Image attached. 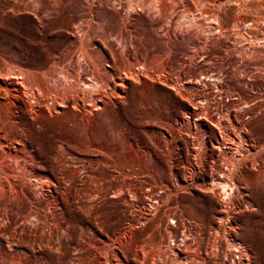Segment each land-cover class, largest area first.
I'll list each match as a JSON object with an SVG mask.
<instances>
[{
    "label": "rangeland",
    "instance_id": "rangeland-1",
    "mask_svg": "<svg viewBox=\"0 0 264 264\" xmlns=\"http://www.w3.org/2000/svg\"><path fill=\"white\" fill-rule=\"evenodd\" d=\"M0 210V264H264V0H0Z\"/></svg>",
    "mask_w": 264,
    "mask_h": 264
},
{
    "label": "bare ground",
    "instance_id": "bare-ground-1",
    "mask_svg": "<svg viewBox=\"0 0 264 264\" xmlns=\"http://www.w3.org/2000/svg\"><path fill=\"white\" fill-rule=\"evenodd\" d=\"M242 5V4H241ZM245 8H247V7H245ZM237 23H238V21H237ZM81 41V40H80ZM83 46V45H82ZM86 50V49H85ZM100 51V50H99ZM81 54V53H80ZM82 54H84V53H82ZM88 54V53H87ZM88 56V55H87ZM95 59V58H94ZM88 65V64H87ZM81 66V65H80ZM52 68V67H51ZM69 72V71H68ZM80 72V71H79ZM98 72V71H97ZM104 72H106V71H104ZM48 73V72H47ZM57 73V72H56ZM62 73V72H61ZM66 73V72H65ZM70 73V72H69ZM68 74V73H67ZM105 74V73H104ZM106 74H108L107 72H106ZM46 75V74H45ZM66 76V75H65ZM125 76V75H124ZM127 76V75H126ZM60 77V76H59ZM68 77V76H67ZM28 78V77H27ZM48 78V77H47ZM50 78V77H49ZM61 78H62V76H61ZM72 78V77H71ZM118 78V77H117ZM51 79V78H50ZM96 79V78H95ZM116 79V78H115ZM10 80V79H9ZM48 80V79H47ZM53 80V79H52ZM51 80V81H52ZM67 80H68V78H67ZM70 80V79H69ZM71 81V80H70ZM50 81L48 80V83H49ZM63 82H65V80L63 81ZM68 82V81H67ZM116 82V84H114ZM113 84H114V87L118 90V92H120V87H121V85L124 83V82H126V79H125V77H121V78H119V79H117V81H115ZM120 82V83H119ZM11 83V82H10ZM25 83V82H24ZM66 83V82H65ZM21 84V83H20ZM88 84V83H87ZM47 85V84H46ZM48 85H50V83L48 84ZM53 85V84H52ZM66 85V84H65ZM70 85H72V82H71V84ZM100 85H102V84H100ZM105 85H108V83L106 82L105 83ZM36 86V85H35ZM67 86V85H66ZM72 86H74V85H72ZM89 86V85H88ZM95 86H97V84L95 85ZM94 86V87H95ZM102 86H104V85H102ZM102 86H100L99 88H101ZM112 86V85H111ZM111 86L109 87V88H111ZM65 87V86H64ZM70 87V86H69ZM69 87H67V88H69ZM86 87H87V85H86ZM90 87V86H89ZM106 87V86H105ZM105 87H102V88H105ZM124 87H126V86H124ZM4 88V87H3ZM25 88V87H24ZM70 88H72V87H70ZM84 88V87H83ZM83 88H81V90L83 89ZM98 88V89H99ZM109 88H107V89H109ZM127 88V87H126ZM5 89H6V87H5ZM11 89V88H10ZM37 89V88H36ZM89 90H90V88H88ZM92 89V88H91ZM97 89V88H96ZM112 89V88H111ZM115 89V90H116ZM125 88H123V90H124ZM18 90L19 89H17V93H18ZM86 90V89H85ZM101 90V89H100ZM3 91V90H2ZM7 90H5V92H6ZM13 91V90H12ZM20 91V90H19ZM53 91V90H52ZM125 91V90H124ZM45 92V91H44ZM50 92V91H49ZM56 93H57V91H55ZM61 92V91H60ZM59 92V96L58 97H60V93ZM64 94H67L68 92H66V91H62ZM115 92V91H114ZM117 92V91H116ZM116 92H115V94H116ZM121 92H122V90H121ZM9 93V92H8ZM33 93V92H32ZM62 93V94H63ZM125 93V92H124ZM34 94V93H33ZM43 94H45V93H43ZM53 95H54V92L52 93ZM107 94V93H106ZM114 94V95H115ZM9 95V94H8ZM10 95H12V94H10ZM18 95V94H17ZM46 95V94H45ZM119 95V94H118ZM16 95L15 94H13V96H12V98H14ZM26 96V95H25ZM31 96V95H30ZM55 96H57V94L55 95ZM67 96V95H66ZM66 96H65V98H66ZM85 96V95H84ZM121 96V95H120ZM3 97H6L5 95L3 96ZM3 97H1V98H3ZM9 97V96H8ZM34 97H37V96H34ZM42 97V96H41ZM102 97V96H101ZM100 97V98H101ZM22 98V97H21ZM38 98V97H37ZM77 98V100H78V98L79 97H76ZM85 98V97H84ZM90 98V97H89ZM99 98V99H100ZM40 99V98H39ZM52 99V98H51ZM73 99V98H72ZM34 100H35V98H34ZM38 100V99H37ZM55 100V99H54ZM66 100V99H65ZM67 100H68V98H67ZM74 100V99H73ZM82 100H83V98H82ZM102 100V99H101ZM5 101V100H4ZM13 101H15V100H13ZM7 102V101H6ZM67 102V101H66ZM65 103V102H64ZM79 103V102H78ZM77 103V104H78ZM59 104V103H58ZM93 104V103H92ZM12 105H13V103H12ZM61 105V104H60ZM6 106V105H5ZM11 106V105H10ZM48 107V106H47ZM62 107V106H61ZM9 110V109H8ZM188 111V110H187ZM8 112V111H7ZM231 113V112H230ZM229 113V114H230ZM11 115H12V113H10ZM238 115V114H237ZM14 116V115H13ZM12 116V117H13ZM238 117V116H237ZM10 118L11 117H9V120H10ZM9 122V121H8ZM13 122V121H12ZM220 122V121H219ZM11 123V122H10ZM15 123V122H14ZM214 123H215V121H214ZM223 126V125H222ZM247 128V127H246ZM243 129H245V128H243ZM233 139V138H232ZM237 140V139H236ZM237 142V141H236ZM231 143V142H230ZM234 143V142H233ZM229 144V143H228ZM233 145V144H232ZM220 146H221V143H220ZM225 146H227V145H225ZM228 148H229V146H227ZM216 149V148H215ZM226 149V148H225ZM229 149H234L233 147L232 148H229ZM219 150H221V149H219ZM7 152V151H6ZM221 153H223V152H221ZM4 155V154H3ZM18 155V154H17ZM212 155V154H211ZM238 156V155H237ZM238 158V157H237ZM8 160V159H7ZM237 160V159H236ZM11 161V160H10ZM23 164V163H22ZM27 168V167H26ZM226 169V168H225ZM227 171H228V169H226ZM222 171H224L223 169H220L219 170V172L221 173ZM231 171V170H230ZM229 171V172H230ZM233 171V170H232ZM225 174H227L228 175V173H224V175ZM19 176V175H18ZM192 178H193V176H192ZM214 179V178H213ZM187 181V180H186ZM185 182V181H184ZM188 182V181H187ZM215 182V181H214ZM11 183V182H10ZM105 183V182H104ZM186 183V182H185ZM24 184V183H23ZM25 185V184H24ZM44 185V184H43ZM227 184H226V182L224 181V179H218V181H216L215 183H213V186H212V191L213 192H215V190H214V188H218L217 189V191H219V192H217L218 194H217V196H218V198L220 199V202H221V206H222V204H223V201L226 199V196H229L228 194V189H227ZM12 187V186H11ZM43 187V186H42ZM119 187V186H118ZM3 189V188H2ZM179 189H180V187H179ZM175 190V189H174ZM230 190V189H229ZM231 190H232V188H231ZM109 191V190H108ZM149 191V190H148ZM205 191V190H204ZM15 192V191H14ZM169 192V191H168ZM182 192V191H181ZM24 193V192H23ZM133 193V192H132ZM216 193V192H215ZM231 195V194H230ZM155 196V195H154ZM161 196V195H160ZM25 198H27V197H25ZM154 198V197H153ZM155 199H156V197H155ZM160 199V198H159ZM162 199V198H161ZM169 199V198H168ZM175 199V198H174ZM228 200H231V199H229V197L227 198ZM17 200H19V199H17ZM159 201V200H158ZM162 201V200H161ZM164 201V200H163ZM178 201V200H177ZM225 203H226V200L224 201ZM158 203V202H157ZM165 203V202H164ZM8 204V203H7ZM11 204V203H10ZM35 204V203H34ZM106 204V203H105ZM5 205V204H4ZM24 205V204H23ZM48 205V204H47ZM125 205V204H124ZM134 205V204H133ZM35 206V205H34ZM166 206V205H165ZM41 207V206H40ZM146 207V206H145ZM18 208V207H17ZM23 208V207H22ZM148 208V207H147ZM160 208V207H159ZM156 209V208H155ZM1 211V210H0ZM124 211V210H123ZM132 211V210H131ZM185 211V210H184ZM32 212V211H31ZM167 212V211H166ZM229 212V211H228ZM137 213V212H136ZM224 213V211H223V209L219 212V216L220 217H224L225 215L223 214ZM133 214V213H132ZM170 214V213H169ZM181 215H182V213H181ZM32 216V215H31ZM101 216V215H100ZM108 216V215H107ZM144 216H145V212H144ZM160 216V215H159ZM167 216V215H166ZM173 216V215H172ZM141 217V216H140ZM164 217V216H163ZM174 217V216H173ZM36 218V217H35ZM32 219H34V218H32ZM176 219V218H175ZM18 220V219H17ZM40 220V219H39ZM152 220V219H151ZM220 220H222V219H220ZM229 220V219H228ZM57 221V220H56ZM182 221V220H181ZM17 222V221H16ZM24 222V221H23ZM149 223V222H148ZM191 224V223H190ZM31 225V224H30ZM151 225V224H150ZM149 225V226H150ZM162 225V224H161ZM187 225V224H186ZM192 226V225H191ZM201 226V225H200ZM129 227V226H128ZM171 227V226H170ZM148 228H150V227H148ZM152 228V227H151ZM162 228V227H161ZM126 229V228H125ZM129 229V228H128ZM158 229V228H157ZM167 229H168V227H167ZM205 229V228H204ZM204 229H203V231H204ZM59 230V229H58ZM140 230V229H139ZM143 230V229H142ZM152 230V229H151ZM190 230V229H189ZM207 230V229H206ZM232 230V229H231ZM191 231V230H190ZM16 232V231H15ZM64 232V231H63ZM168 232H169V230H168ZM26 233V232H25ZM133 233V232H132ZM201 233V232H200ZM231 233V232H230ZM233 233V232H232ZM22 234V233H21ZM96 234V233H95ZM162 234V233H161ZM169 234V233H168ZM188 234V233H187ZM221 234V233H220ZM107 235V234H106ZM126 235V234H125ZM137 235V234H136ZM163 235V234H162ZM213 235V234H212ZM228 235V234H227ZM230 235H232V234H230ZM12 236V235H11ZM10 236V237H11ZM185 237V236H184ZM195 237V236H194ZM201 237V236H200ZM219 237V236H218ZM12 238V237H11ZM89 238V237H88ZM19 239V238H18ZM39 239V238H38ZM203 239H205V238H203ZM211 239V238H210ZM217 239H219V238H217ZM229 239V238H228ZM83 240V239H82ZM97 240V239H96ZM144 240V239H143ZM153 240V239H152ZM233 240V239H232ZM104 241V240H103ZM102 240H101V246H103L104 245V247H105V244H104V242H103ZM107 241V240H106ZM186 241V240H185ZM184 241V242H185ZM219 241H220V239H219ZM218 241V242H219ZM16 242V241H15ZM108 242V241H107ZM121 242H123L124 244L125 243H127V244H129V246H130V249H129V252L136 258L137 256H138V250L136 251L135 250V244L138 242H140V241H138V240H134V238L133 237H128V238H123V240H121ZM198 242V241H197ZM216 242V241H215ZM223 242V241H222ZM228 242V241H227ZM96 243V242H95ZM94 243V244H95ZM16 244V243H15ZM41 244V243H40ZM59 244V243H58ZM108 244V243H107ZM12 245V244H11ZM61 245V244H60ZM113 245V244H112ZM182 245V244H181ZM180 245V246H181ZM214 245V244H213ZM109 246H110V244H109ZM125 246V245H124ZM161 246H163V245H161ZM166 246V245H165ZM234 246V245H233ZM120 247H121V245H120ZM179 247V246H178ZM178 247H175L174 248V250H176L178 253H180V254H182V252H181V250H180V248H178ZM222 247V246H221ZM100 248V250H101V247H99ZM118 248V247H117ZM123 248V247H122ZM122 248H118V249H112V254L114 255H116V256H122L121 254V252H120V250L119 249H122ZM125 248H127V246L125 247ZM147 248V247H146ZM186 248V247H185ZM77 249V248H76ZM104 249V248H103ZM240 249V248H239ZM98 250V249H97ZM99 250V251H100ZM106 253L108 252V248H106ZM144 250V249H143ZM194 250V249H193ZM218 250V249H217ZM123 251V250H122ZM125 251H128V250H125ZM161 251V250H160ZM175 251V252H176ZM235 251V250H234ZM103 252V251H102ZM110 252V253H111ZM189 252H191V251H189ZM214 252V251H213ZM104 253V252H103ZM108 254V253H107ZM228 254V253H227ZM81 255V254H80ZM98 256H97V260L99 261V260H101L102 258H103V256H102V254L99 252L98 254H97ZM104 255H106V254H104ZM151 255V254H150ZM166 255V254H165ZM169 255V254H168ZM187 255V254H186ZM229 255V254H228ZM115 256V257H116ZM179 256V255H178ZM184 256H185V254H184ZM188 256V255H187ZM208 256V255H207ZM218 256V255H217ZM115 257H112V258H115ZM156 257V256H155ZM176 257V256H175ZM189 257V256H188ZM187 257V258H188ZM197 258H198V255L196 256ZM233 257V256H232ZM14 258V257H13ZM17 258V257H16ZM81 258V257H80ZM106 258V257H105ZM108 258V257H107ZM184 258V257H183ZM190 259H191V257H189ZM92 259V258H91ZM148 259V258H147ZM181 259H182V256H181ZM108 260H110V258L108 259ZM189 260V259H188ZM196 260V259H195ZM104 261H105V259H104ZM193 261V260H192ZM84 262V261H83ZM83 262H82V264H83ZM95 263H96V261H94ZM111 262H112V259H111ZM110 262V263H111ZM118 262V261H117ZM122 262V261H121ZM141 262V261H140ZM146 263V262H145ZM195 263V262H194ZM101 264V263H100ZM108 264H109V262H108ZM164 264V263H163Z\"/></svg>",
    "mask_w": 264,
    "mask_h": 264
}]
</instances>
